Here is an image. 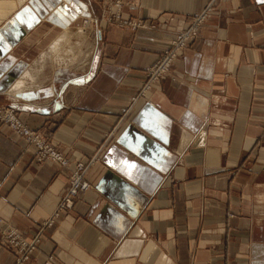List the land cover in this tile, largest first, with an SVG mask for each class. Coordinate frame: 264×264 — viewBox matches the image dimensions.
Here are the masks:
<instances>
[{"label": "crops", "instance_id": "obj_1", "mask_svg": "<svg viewBox=\"0 0 264 264\" xmlns=\"http://www.w3.org/2000/svg\"><path fill=\"white\" fill-rule=\"evenodd\" d=\"M6 1L0 109L72 166L100 158L24 264H264V0ZM114 1L145 27L109 22ZM210 3L198 38L139 96ZM69 174L0 123V264L17 256L1 232L31 241Z\"/></svg>", "mask_w": 264, "mask_h": 264}, {"label": "built area", "instance_id": "obj_2", "mask_svg": "<svg viewBox=\"0 0 264 264\" xmlns=\"http://www.w3.org/2000/svg\"><path fill=\"white\" fill-rule=\"evenodd\" d=\"M121 6L119 1L115 3V9L118 7L119 10H114V12H112L108 19L109 22L115 23L119 27L128 26L132 29L145 27V25L140 22L122 19L120 13ZM212 7L213 3H210L202 11L193 14L190 17L187 27L175 33L169 45L162 51L157 61L145 69L146 80L141 87L139 96L143 97L154 84L169 74L178 55L198 38L200 29L208 18L209 13L212 11ZM0 123L7 126L15 135L23 138L32 146L34 158L38 164L50 162L70 170L68 186L64 195L61 197L51 217L43 223L42 227L31 241L25 240L16 229L11 227H7L1 232L2 243L16 252L15 264H24L37 249L43 228L53 226L56 219H58L63 212L72 209L75 198L90 189V183L86 178V174L92 165L100 161V158L95 155L87 163L77 162L72 166L49 141L23 124L16 115L15 110L11 107L0 109Z\"/></svg>", "mask_w": 264, "mask_h": 264}, {"label": "bare ground", "instance_id": "obj_3", "mask_svg": "<svg viewBox=\"0 0 264 264\" xmlns=\"http://www.w3.org/2000/svg\"><path fill=\"white\" fill-rule=\"evenodd\" d=\"M10 1V0H9ZM15 1V0H14ZM15 3V2H14ZM21 4V3H20ZM13 4L7 2L6 0H0V19L6 17V15L8 16V14H6V10L9 9V7H12ZM19 6V4H18ZM11 9V8H10ZM116 10H119L118 7H116ZM213 10V7H212ZM17 11V10H16ZM12 14V13H11ZM10 14V15H11ZM210 14V13H209ZM209 16V15H208ZM9 17V16H8ZM11 18V17H10ZM207 20V19H206ZM2 24V23H1ZM67 37V36H66ZM65 35L63 36V40L66 38ZM67 42V41H66ZM53 48V47H52ZM53 52V51H52ZM71 52L68 51L67 54H70ZM66 56V55H65ZM68 57V56H67ZM61 63V62H60ZM25 78V77H24Z\"/></svg>", "mask_w": 264, "mask_h": 264}, {"label": "rangeland", "instance_id": "obj_4", "mask_svg": "<svg viewBox=\"0 0 264 264\" xmlns=\"http://www.w3.org/2000/svg\"><path fill=\"white\" fill-rule=\"evenodd\" d=\"M116 2H117V1H114V3H113L114 6H115V3H116ZM90 22H91V20L86 19V20H84L82 23H83L84 25L87 26V24H89ZM84 25H83V26H84ZM82 31H83V30H82ZM64 40H65V39H64ZM82 44H83V42L78 41V45H72V51H73V53H75L76 50H77L78 48H80ZM76 54H77V53H75V58H76ZM78 55H79V52H78Z\"/></svg>", "mask_w": 264, "mask_h": 264}, {"label": "snow or ice", "instance_id": "obj_5", "mask_svg": "<svg viewBox=\"0 0 264 264\" xmlns=\"http://www.w3.org/2000/svg\"><path fill=\"white\" fill-rule=\"evenodd\" d=\"M126 167H128V168H134V167H135V165H132V164H127V165H126Z\"/></svg>", "mask_w": 264, "mask_h": 264}]
</instances>
